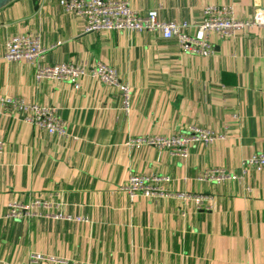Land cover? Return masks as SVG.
<instances>
[{"label": "crops", "instance_id": "obj_1", "mask_svg": "<svg viewBox=\"0 0 264 264\" xmlns=\"http://www.w3.org/2000/svg\"><path fill=\"white\" fill-rule=\"evenodd\" d=\"M124 1L187 21L190 35L205 5L230 6L241 20L264 10V0ZM82 23L58 0L0 8V96L53 107L68 132L50 135L24 109L0 103V264H28L33 253L84 264H263L264 169L242 162L264 151V25L211 33L213 52L203 55L156 32H83ZM24 33L39 36L46 64L114 68L129 88L127 110L120 91L98 79L37 82L35 63L3 59L6 41ZM188 127L223 137L193 145L185 159L128 143ZM213 168L239 177L198 179ZM153 173L169 178L168 194L130 198L128 177ZM37 195L49 202L43 214L70 218L4 217L8 202ZM197 195L210 198L208 210L195 208Z\"/></svg>", "mask_w": 264, "mask_h": 264}, {"label": "built area", "instance_id": "obj_2", "mask_svg": "<svg viewBox=\"0 0 264 264\" xmlns=\"http://www.w3.org/2000/svg\"><path fill=\"white\" fill-rule=\"evenodd\" d=\"M61 8L82 20L83 32H97L102 30L156 32L161 38L173 39L178 47L185 52L210 55L213 47L208 36L211 33L218 38H229L233 32L249 29L254 25H264V10H256L252 18L241 20L233 15L230 6L205 5L201 9V20L196 26L193 35L187 33V21L160 20L157 9H149L138 13L124 0H58ZM45 48L41 45L37 34H17L5 43L3 59L7 61L22 60L35 63V80H62L77 85L81 77L89 76L117 88L123 97V108L127 110L129 101L128 85L122 83L114 68L103 62L95 64L81 63H51L43 62ZM0 103L6 106H17L27 112L25 118L36 127L50 135L67 136V128L59 118L53 107L42 106L36 103L25 104L21 99L0 96ZM222 134L198 127H188L170 136L136 137L129 140V144H145L163 149L173 156L182 159L188 157L191 148L197 143H211L221 139ZM3 151V142L0 140V154ZM244 167L254 168L257 171L264 169V151L251 155L242 162ZM244 171V170H243ZM238 175L223 169L213 168L199 175L200 180L221 182L227 179H238ZM169 181L167 176L157 174H131L124 186L130 198L135 196H162L167 195L161 183ZM184 197V195H180ZM196 209L208 210L211 200L207 196L192 197ZM49 202L37 195L27 204L10 201L6 204L5 218L22 219L28 217H51L53 219L66 218L61 211L52 214L42 213L41 208L48 207ZM28 264H84L80 261L66 260L55 256H45L40 253L30 255ZM264 264V263H263Z\"/></svg>", "mask_w": 264, "mask_h": 264}, {"label": "water", "instance_id": "obj_3", "mask_svg": "<svg viewBox=\"0 0 264 264\" xmlns=\"http://www.w3.org/2000/svg\"><path fill=\"white\" fill-rule=\"evenodd\" d=\"M11 0H0V8L9 3Z\"/></svg>", "mask_w": 264, "mask_h": 264}]
</instances>
